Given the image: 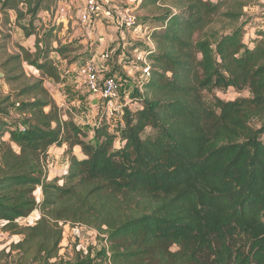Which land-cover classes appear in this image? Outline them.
Listing matches in <instances>:
<instances>
[{
  "label": "trees",
  "instance_id": "trees-1",
  "mask_svg": "<svg viewBox=\"0 0 264 264\" xmlns=\"http://www.w3.org/2000/svg\"><path fill=\"white\" fill-rule=\"evenodd\" d=\"M254 2L142 0L137 12L160 9L139 16L152 44L115 29L109 49L144 47L151 78L131 93L140 108H126L115 131L103 114L92 141L45 86L62 82L51 52L74 51L54 38L58 26L42 37L35 24L57 0H0L36 36L35 50L19 44L0 65L10 87L0 92V229L21 236L0 250V264H95L92 248L63 259L64 224L97 232L99 264H264V29L246 42L239 24ZM230 88L252 96L204 99ZM54 146H66L68 168L50 178ZM37 211L33 224L19 223ZM237 233L247 250L232 244Z\"/></svg>",
  "mask_w": 264,
  "mask_h": 264
},
{
  "label": "rangeland",
  "instance_id": "rangeland-1",
  "mask_svg": "<svg viewBox=\"0 0 264 264\" xmlns=\"http://www.w3.org/2000/svg\"><path fill=\"white\" fill-rule=\"evenodd\" d=\"M84 1L85 0H57L56 9L54 10V12L49 13L52 16L51 21H44V12H42L40 15V19L37 20L35 24L36 26H38V31L42 37L46 33V29L49 28L51 25L55 24L56 26H58V28L54 31V38H58V40L63 42L64 45H69L74 48L73 52H69L67 54L66 59H64L56 52L58 55L55 54V56H60V59L56 57L54 62L57 63V67L60 68V72L65 74V78L61 83H56L48 87L45 84V86L49 89L53 97L59 100L58 102L61 101L60 105L61 103H64L61 106H63L65 110L69 111L73 117H77L79 114H81V111H85L82 107L83 104L85 105L88 103V106L90 103L96 104V106L93 107V112H91V114L89 115L88 120L80 122L82 124V127L86 129L89 133V140L94 141L95 129L101 122V118L103 116L102 114L104 112L105 107L103 105L102 100L100 101L101 106L98 107L97 101L99 100V98L90 95V93L87 92V90L84 88V85L81 84L82 81L79 79V69L86 60L97 55L99 49H102L104 46L108 45L112 46L113 43H111V41L106 43L105 36L110 34L116 35V32L114 27H109L107 25L101 26L99 28L96 27L95 30L91 33L86 32L80 25L78 19L80 11L84 7ZM62 6L67 8L69 10V13H67L66 17L63 14H59V16L57 17L58 10ZM263 6L264 4L261 3V0H255V2L252 3L251 6L245 7L243 9L244 16L240 19L239 24L244 25V28H247V26H249V31L254 30L256 32L257 29H263ZM249 7H252L253 9L251 10ZM158 8L159 6L148 5L145 9L140 10V12H138V15L142 18L148 17L151 20L153 19V12L160 10ZM0 15L1 65V63L6 59L7 56L19 52L18 46L19 44H21L20 42H22L24 39L22 34V32L24 33V31L14 22H11L10 12L8 14H4L0 10ZM254 19H258V21L255 24L248 25L250 21ZM22 23L27 24L28 20L25 19L22 21ZM114 37L116 38V36ZM132 38L138 42L141 39L138 37V35H134L132 36ZM55 39L53 41V46H58V42H55ZM35 41L36 36L34 42ZM34 46L33 48L30 46L26 47H30L35 50ZM53 52L54 51L51 52V58ZM25 64L24 70L27 73ZM27 74L29 76L35 77L33 76L30 69H28ZM0 77H3V71L1 68ZM59 85L63 86L59 87ZM81 90L83 92H81ZM0 92H2L3 94L10 92V87L5 80H0ZM88 96L90 98H88ZM203 96L206 102L213 106L216 97L222 98L223 100H235L239 97H251L252 93L249 89H245L239 92L234 88H230L227 90H215L213 93L204 92ZM113 118L115 117L109 118L107 122L109 121L113 125H116L117 121H113ZM65 150L66 147L64 146H54L52 149H50L47 158L48 176L50 178L54 176H62L66 173L68 168V155L66 154ZM78 154L81 155L80 152H78ZM36 195L39 199L42 198L40 190H37ZM39 216L40 212L37 211L34 214L30 215L28 218L19 220V223L21 225L33 224L39 218ZM63 228L64 235L60 247V255L63 257V259H72L78 250H83L86 253L89 251L90 248H92L91 253L92 256L96 259L95 264H99L98 262L100 246L97 240V232L94 229L80 225L64 224ZM20 239L21 236L11 235L9 232H4L0 229V250L8 247L11 243L17 242ZM231 242L235 247H242L245 250L248 249L250 244L249 238L241 233H237L235 237L231 240ZM17 255L18 254L16 252L13 253L11 258L13 262H15Z\"/></svg>",
  "mask_w": 264,
  "mask_h": 264
},
{
  "label": "built area",
  "instance_id": "built-area-1",
  "mask_svg": "<svg viewBox=\"0 0 264 264\" xmlns=\"http://www.w3.org/2000/svg\"><path fill=\"white\" fill-rule=\"evenodd\" d=\"M142 0H85L84 7L79 14V23L83 29L91 33L100 25L106 24L114 27L122 34L130 32L138 35L143 43H151L152 41L146 37L149 33L148 27L139 24V15L136 8L139 7ZM66 13V14H65ZM69 10L61 7L58 15L63 14L65 17ZM264 14V6L262 7ZM64 21V20H62ZM245 28V40L248 42L254 38L255 31ZM264 29V28H263ZM130 40H126L124 45L129 44ZM144 48V47H143ZM143 48L135 49L128 54L121 52L120 65L130 67L136 71L135 82L138 85L148 81L151 78V59L149 53ZM104 62H110L113 59V52L108 47H103L97 54ZM94 56L85 61L80 69L79 76L82 85L90 93L102 100L105 107V115L107 118L115 116H124L126 108L132 101L131 91H123L121 82L109 75L105 69H101Z\"/></svg>",
  "mask_w": 264,
  "mask_h": 264
},
{
  "label": "crops",
  "instance_id": "crops-1",
  "mask_svg": "<svg viewBox=\"0 0 264 264\" xmlns=\"http://www.w3.org/2000/svg\"><path fill=\"white\" fill-rule=\"evenodd\" d=\"M261 3H263L264 4V0H261ZM251 10L253 9L252 7H249ZM15 12H13V11H10V14H11V22L13 23H15V14H14ZM1 16V15H0ZM43 19H44V21H51V16L48 14V13H46V12H44L43 13ZM258 21V19H254V20H251L250 21V23L248 24V25H252V24H255L256 22ZM1 22V21H0ZM10 22V23H11ZM246 25V24H245ZM101 27V26H100ZM247 27H249V26H247ZM19 30V29H18ZM22 34H23V41L22 42H20L22 45H26V46H30V47H32L33 48V46H34V39H35V36L33 35V36H30V37H26L25 35H24V33L22 32ZM114 36H116L115 34H110V35H106L105 36V40H106V43L107 42H109V41H111V43H113L112 45H114L115 44V41H116V38H117V36H116V38L114 37ZM22 39V38H21ZM141 41H142V39H141ZM104 47H111L110 45H108V46H104ZM119 48H115L114 49V51H113V59L110 61V62H107V64H106V62H104L103 60H101L100 59V56H98V55H95V56H98V57H95V61H97V63L99 64V66H100V68L101 69H105L106 70V72L109 74V75H113L114 77H116L120 82H121V85H122V90L125 92V91H128V90H130L131 92H133L134 90H135V88L138 86V83H136L135 82V79H136V71L134 70V69H132V68H130V67H128V66H126V67H123L122 65H120V58H121V56H122V54H121V52L118 50ZM119 51V52H118ZM98 52H100V51H98ZM98 52H97V54H98ZM118 53V54H117ZM55 54L56 55H58L56 52H53V54H52V59L55 61V59H56V57H58L59 59H60V56H55ZM54 55V56H53ZM64 62V61H63ZM56 63V62H55ZM67 63V62H66ZM56 65H57V63H56ZM25 68H26V71H27V73H28V69H30V71L32 72V74H33V76H35V77H40L41 76V74H40V71L39 70H37L34 66H31V65H29V64H25ZM60 69V68H59ZM61 76H62V81L64 80V78H65V74H63L62 72H61ZM79 79H80V77H79ZM81 80V79H80ZM45 84H46V86L48 87V86H50V85H54V84H56V82H54L52 79H46L45 80ZM82 84V83H81ZM63 85H59V87H62ZM54 88V87H53ZM81 88H82V86H81ZM83 90V89H82ZM81 90V92H83ZM88 98H90L89 96H88ZM93 98V97H92ZM56 99V98H55ZM56 101L58 102L59 100H57L56 99ZM100 99L97 101V106L99 107V106H101L100 104ZM61 102V101H60ZM60 102H58L59 104H60ZM64 103H61V105H63ZM90 106V107H89ZM89 106H88V103L87 104H83V109L85 110V111H81V114H79L77 117H74V120L76 121V123H78L81 127H82V124L80 123V122H82V121H85V120H88V118H89V115L91 114V112H93V107H95L96 106V104H92V103H90L89 104ZM140 104H139V102H137V101H135V100H133L132 99V101L129 103V105H128V107H127V109L129 108V110H135V109H137V108H140ZM69 107V106H68ZM88 111V112H87ZM95 111V110H94ZM126 113V112H125ZM84 114H85V116H84ZM103 114H105V110H104V112H103ZM102 114V115H103ZM106 116V115H105ZM106 119L108 120L109 118H107L106 117ZM115 120V122L117 121V123H116V125H113L111 122H109L108 121V123L110 124V126H111V129H112V131H115V129H118V128H120V127H122L123 125H124V116H115V118H113V121ZM83 128V127H82ZM84 129V128H83ZM85 131H87L86 129H84ZM64 147H66V146H64ZM53 148V147H52ZM51 148V149H52ZM78 152H81V150H80V148H75V153L77 154V155H79L78 154ZM80 156V155H79ZM35 213V212H34ZM33 213V214H34Z\"/></svg>",
  "mask_w": 264,
  "mask_h": 264
}]
</instances>
